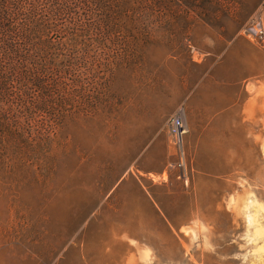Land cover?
Segmentation results:
<instances>
[{
  "label": "rangeland",
  "instance_id": "rangeland-1",
  "mask_svg": "<svg viewBox=\"0 0 264 264\" xmlns=\"http://www.w3.org/2000/svg\"><path fill=\"white\" fill-rule=\"evenodd\" d=\"M174 10L185 17L156 18L149 35L107 52V70L63 74L56 127L0 149V264H264V72L245 82L241 168L194 167L179 104L195 68H211L235 37L264 48V34L247 30L264 29V0H221L208 20ZM157 134L169 148L147 153ZM169 219L188 226L175 232Z\"/></svg>",
  "mask_w": 264,
  "mask_h": 264
},
{
  "label": "trees",
  "instance_id": "trees-1",
  "mask_svg": "<svg viewBox=\"0 0 264 264\" xmlns=\"http://www.w3.org/2000/svg\"><path fill=\"white\" fill-rule=\"evenodd\" d=\"M177 5L204 20L221 10V0H0V149L31 146L34 131L54 129L62 75L89 64L107 70L103 56L149 35L150 22L185 17Z\"/></svg>",
  "mask_w": 264,
  "mask_h": 264
},
{
  "label": "crops",
  "instance_id": "crops-1",
  "mask_svg": "<svg viewBox=\"0 0 264 264\" xmlns=\"http://www.w3.org/2000/svg\"><path fill=\"white\" fill-rule=\"evenodd\" d=\"M243 56L249 60L248 65L252 62L256 68H242L241 65L245 61L240 59ZM195 69L198 73L196 82L179 92L181 96L179 104L182 103L184 108L189 130L187 143L194 150L192 151L195 156L194 167L241 168L242 159L237 156L240 150L236 149V146L242 144L240 126L244 115L243 108L249 106L252 98L245 82L264 72V48L246 38L235 37L228 42L221 55L217 56L211 68L208 67L204 71L206 68L197 66ZM146 142L147 153L152 147L169 148L167 141L158 134ZM216 147L222 148L217 150ZM209 152L212 154L208 155ZM165 160L166 158L161 157L160 162ZM163 168L164 165L160 164L147 173L161 174L159 170ZM151 186L146 179L141 181L143 191L149 195L145 196L143 201H148L147 205L155 209L158 202L151 193L154 191V187ZM168 221L170 228L175 232L184 231L182 228L188 226L178 224L177 220ZM150 231L159 232L160 229L153 228Z\"/></svg>",
  "mask_w": 264,
  "mask_h": 264
},
{
  "label": "built area",
  "instance_id": "built-area-1",
  "mask_svg": "<svg viewBox=\"0 0 264 264\" xmlns=\"http://www.w3.org/2000/svg\"><path fill=\"white\" fill-rule=\"evenodd\" d=\"M247 30H248V33L251 34V35H254V34L255 35L261 34L262 35V34H264V29L263 28L258 29V27L250 26V27H248ZM181 127H182V124L180 123V119H178L177 121L175 120V123L173 125V130L175 132H178L179 128H181Z\"/></svg>",
  "mask_w": 264,
  "mask_h": 264
}]
</instances>
